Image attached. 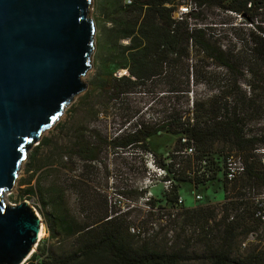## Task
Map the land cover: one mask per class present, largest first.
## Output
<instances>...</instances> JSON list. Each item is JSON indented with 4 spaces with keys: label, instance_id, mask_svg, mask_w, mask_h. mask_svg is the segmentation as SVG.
<instances>
[{
    "label": "trees",
    "instance_id": "16d2710c",
    "mask_svg": "<svg viewBox=\"0 0 264 264\" xmlns=\"http://www.w3.org/2000/svg\"><path fill=\"white\" fill-rule=\"evenodd\" d=\"M189 4H193L196 11L181 20L175 19L173 14L177 9ZM101 6L106 26L96 43L100 46V65L84 97V101L91 102L88 113L92 117H99L96 105L105 109L111 107L115 111L121 106L124 109L128 97L150 93L151 88L168 74L174 78L186 73L187 81L177 78L170 91L177 101L159 99L161 107L158 111L151 107L154 112L151 111L152 115L147 118L145 113L138 114V108L134 106L124 109L127 119L121 123L120 133L111 139L102 137V132L83 121L82 125L73 128V137L65 149L62 148V139L60 142L59 138H53L55 143L52 138L41 140L39 148L52 150L54 158L44 164L49 166L42 171L43 176L66 169L73 159L80 162L84 170L80 175L77 199L82 219L69 215L62 188L53 183V187L45 191L46 205L51 208L50 221L46 217L45 222L50 235L59 244L70 242L67 248L61 247L51 253L46 245L45 249H38L40 254L49 257L46 264H182L190 259L188 244L166 253L153 249L149 243H136L121 215L110 212L107 204L103 208L98 205L94 208V202L85 198L87 174L104 150H141L152 155L156 163L149 140L165 131L178 137L180 149L184 147L180 144L183 138L196 148L193 159L176 154L180 150L175 148L171 154L177 156L178 161L175 163L174 159L158 165L166 170L167 176L172 174V186L165 193H173L176 203L183 196H178V185L173 184L180 180H188L195 189L214 181L223 190L215 176L210 179L198 177L193 182L187 175L192 160L198 162L203 157L217 154L212 151L216 144L229 147L245 158L247 173L230 183L231 186L226 183L224 187L225 191L230 189V194L220 219L217 220L216 207H201L187 213L196 215L193 217L195 223H205L200 232L207 242L205 256L208 264H264V249L254 248L234 256L239 237L248 236L255 230L249 223L261 225L247 213L248 204L236 198L244 195L243 189L261 179L260 162L253 151L264 145V133L249 135L246 126L250 120L264 116V104L258 103L253 96L248 97L240 87L239 78L245 75L264 83V26L263 21L257 19L264 9V0H102ZM213 8L255 24L243 43L244 55L224 49L219 39L210 33L211 27L200 19L202 10ZM202 61L223 70V73L219 74L216 91L211 96L194 97L190 94L189 79L196 75V68ZM121 70L126 71V75L117 77L116 73ZM182 99L183 103L180 102ZM103 112L106 111L102 110L100 114ZM133 119L135 121L125 127ZM183 163H187L185 172ZM54 165L57 166L54 168ZM210 221L217 226L223 225L218 240H211L212 231L207 226Z\"/></svg>",
    "mask_w": 264,
    "mask_h": 264
},
{
    "label": "rangeland",
    "instance_id": "374dc122",
    "mask_svg": "<svg viewBox=\"0 0 264 264\" xmlns=\"http://www.w3.org/2000/svg\"><path fill=\"white\" fill-rule=\"evenodd\" d=\"M101 5L102 0H93L89 14L96 25V43L100 38L102 28L106 26L105 18L101 12ZM201 15L203 16L200 19H203V23L211 27L210 33L214 35V38L219 39V43L224 49L235 53L240 52L241 55H244L243 43L253 31L255 24L252 25L250 20L215 8L202 10ZM258 15H260L257 17L258 21H263L262 26H264V9ZM107 26H110V24H107ZM201 26L205 25L201 24ZM124 43L127 44L126 41ZM99 51L100 46L96 45V50L92 55V67L83 78V81L87 84V89L95 79L100 65ZM196 70V75L190 76L189 79L190 94L194 97L195 95L200 97L211 96L216 91L217 80L223 70L217 69L214 65H209L204 61L198 64ZM118 75H126V71H118L116 76L118 77ZM171 77L168 74L166 78L159 80L151 88V92L146 95L137 94L128 97L124 109L134 106L138 108V114L145 113L147 118L152 115V108L158 111V108L161 107L159 99H162L163 102H169L170 100L176 102L177 99L174 98V93L170 92L172 91L171 85L176 82L177 78H180L179 81L186 82L187 76L184 73L180 77ZM239 83L241 89L247 92L248 97L253 96L258 103L264 104V83L245 75L240 76ZM87 89L75 97L72 103L64 109L62 116L53 127L42 134L40 140L30 150L27 160L23 163L14 188L5 195L6 201L13 205H18L24 201L31 203V206L42 219L44 233L43 239L37 247L45 249L46 245V247H49V253L58 251L61 247L67 248L70 242L65 241V243L59 244L58 240L50 235V230L45 222L46 217L50 221L51 208L46 205L47 198H45V195L47 196V193L45 191H48L49 187H53V183L56 185L55 187L62 188L69 215L82 219L79 214L77 199L79 196V180L81 181L82 178L80 175L84 170L82 164L73 159L72 163H68L66 169L43 176L42 171L49 166L46 165V167L44 164L48 161H54V158L51 155L52 150L39 148V143L44 138H59L60 142L62 139V148L65 149L68 141L73 137V128L82 125L83 121L89 127L97 129L100 133L102 132V137L107 136L108 139H111L120 133L122 129L120 125L127 119L123 106L115 111L111 107L105 109L96 105L95 110L99 112V117L98 119L92 117L88 113L91 106L89 103L91 102L84 101ZM180 102L183 103L184 99ZM102 110L106 112L100 114ZM133 121L135 119L126 123L125 127H129ZM62 128L63 132L61 133ZM246 133L249 135L264 133V116L250 120L246 126ZM53 142L55 143L54 139ZM149 145L150 151L157 158L156 163L155 160L153 161V157L141 150L122 151L110 148L104 150L100 154L99 160L92 164L87 174L89 180H86L88 181V188H86L85 198L94 202V208L97 205L103 208L107 204L110 212L114 211L117 215H121L127 221L130 233L134 234L136 243H149L153 249L166 253L188 244L190 259L182 264H208L205 256L207 242L202 237V231L200 232L202 225L205 223H195L193 217L196 215L188 214L187 211H195L201 207H216L218 220L223 215V205L227 203L228 196H224L223 191L214 181L197 186L195 189L188 180H180L173 185H178L177 194L184 197V202L181 205L176 203L173 200V193L169 195L165 193L166 190L156 168L159 167V164H168L174 159L175 163L178 161L177 156L172 157L171 154L175 148L182 149L179 147L178 137L165 131L151 138ZM222 148H224L222 144H216L212 151L218 153ZM168 154L171 155L168 156ZM56 166L54 165V168ZM186 169L187 163H183L182 170L185 172ZM171 176L172 174L167 176V179L171 180ZM195 194L201 195L203 200L197 202ZM150 199L151 201H149ZM234 213L232 211L233 216ZM53 224L56 223L53 222ZM249 224L255 230L248 236L241 235L239 237V245L236 247L234 256L243 255L254 248L264 249V226L253 222ZM207 226L212 231V233L210 232L212 235L211 240L212 238L218 240L223 225L217 226L210 221ZM48 261L49 257L45 259V264Z\"/></svg>",
    "mask_w": 264,
    "mask_h": 264
},
{
    "label": "water",
    "instance_id": "95a60500",
    "mask_svg": "<svg viewBox=\"0 0 264 264\" xmlns=\"http://www.w3.org/2000/svg\"><path fill=\"white\" fill-rule=\"evenodd\" d=\"M93 0H0V264H22L40 240L31 203L6 201L42 134L87 89L96 50Z\"/></svg>",
    "mask_w": 264,
    "mask_h": 264
},
{
    "label": "built area",
    "instance_id": "2783aa9c",
    "mask_svg": "<svg viewBox=\"0 0 264 264\" xmlns=\"http://www.w3.org/2000/svg\"><path fill=\"white\" fill-rule=\"evenodd\" d=\"M195 11L196 8L193 4L181 5L173 15L175 19L181 20L182 17L190 15ZM181 144L184 147L176 154L185 158L193 159L196 155L195 146L188 143L186 138L181 139ZM221 150L222 151L217 154L203 157L198 162H194V160H192V164L187 170V175L193 182L198 177L210 179L212 176H215L217 179L219 178L224 196H229L230 189L226 191L224 190L226 183L231 186L230 183H233L239 177L244 176L247 173V162L240 153L229 149V147H224ZM253 152L260 162L261 179L258 182H253L250 186L243 189L242 192H244V195L236 198V200H244L248 204V210L246 209L247 213L251 215L253 220L258 221L262 226H264V145L258 146ZM150 156L153 157L152 155ZM156 170L158 176L162 180L165 190L169 191L173 180L166 178V170L160 167H157ZM202 198L203 197L201 195L195 194L196 201H201ZM183 202V197H179L177 203L181 205ZM42 239L43 237L39 240L37 246H39ZM38 249L39 248L37 247L36 251L31 253V255L22 264H43L42 262L46 258L47 254H40Z\"/></svg>",
    "mask_w": 264,
    "mask_h": 264
},
{
    "label": "bare ground",
    "instance_id": "6f19581e",
    "mask_svg": "<svg viewBox=\"0 0 264 264\" xmlns=\"http://www.w3.org/2000/svg\"><path fill=\"white\" fill-rule=\"evenodd\" d=\"M16 184V183H15ZM228 200V199H227ZM42 228H43V226L41 227V231H40V235H39V237H40V239L44 236L43 234V230H42ZM43 235V236H42ZM37 248V246L33 249V252L35 251V249ZM32 252V253H33Z\"/></svg>",
    "mask_w": 264,
    "mask_h": 264
},
{
    "label": "crops",
    "instance_id": "0c3cea01",
    "mask_svg": "<svg viewBox=\"0 0 264 264\" xmlns=\"http://www.w3.org/2000/svg\"><path fill=\"white\" fill-rule=\"evenodd\" d=\"M42 230H43V228H42ZM43 235H44V234H43ZM43 235H42V236H43Z\"/></svg>",
    "mask_w": 264,
    "mask_h": 264
}]
</instances>
